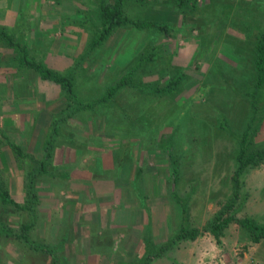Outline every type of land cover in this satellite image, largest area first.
Listing matches in <instances>:
<instances>
[{"label": "rangeland", "instance_id": "rangeland-1", "mask_svg": "<svg viewBox=\"0 0 264 264\" xmlns=\"http://www.w3.org/2000/svg\"><path fill=\"white\" fill-rule=\"evenodd\" d=\"M92 1L0 0V20H8L19 34L28 35L32 56L51 67H64L61 58L71 62L62 71L76 72L77 91L85 99L99 96L138 60L146 59L154 47L158 54L156 61H145L136 73L135 82L145 83V90L124 86L115 97L120 107L99 105L60 123L47 166L55 176L43 174L38 179L36 223L30 230L33 239L53 246L58 256L37 252L16 238L0 234L3 264H50L56 256L66 264H93L87 263L89 254L79 262L86 251L105 255L111 264H140L152 251L146 243L152 238V230L147 228L144 241H133V247L131 241L129 246L124 245L125 240L111 241L106 231L89 232L85 246L84 242L75 243V221L85 207V194L92 191L90 187L80 188L82 180L76 177L89 169L79 163L93 161L102 150L111 151L118 172L115 168L106 171L98 164L94 176L109 179L111 173L121 200L93 193L91 203L100 206V212H118L128 224L139 222V212L146 218L150 210L151 218L156 212L164 242L184 218L185 224L203 229L234 195L232 176L240 139L255 114L251 96L257 80L255 49L247 26L254 22L264 29V0H200V8L189 14L180 12L174 0H127L126 9L132 18L162 20L180 28L166 34L122 26L100 49L88 53L90 32L72 19L81 17L80 10L95 7ZM246 2L256 4L251 8ZM233 3L236 6L228 9ZM20 14L27 23L18 25ZM64 16L70 17L69 22H61ZM61 50L66 56H61ZM83 55V64L75 63ZM14 56L12 49L0 47V62H9ZM178 75L181 79L175 89L155 91ZM257 96L263 110L248 143L250 150L264 147V86ZM66 107L59 85L42 79L32 69L0 64V129L27 153L44 159L52 124ZM171 158L178 167L176 182ZM20 163L0 136V174L13 198L24 203L27 169ZM240 181L234 215L251 217L264 226V161L249 166ZM0 219L18 233L22 223L33 217L0 202ZM129 228L130 235L138 236L131 225ZM121 230L128 232L127 227ZM150 264H264V238L254 242L246 228L232 222L221 243L204 231L194 240H181Z\"/></svg>", "mask_w": 264, "mask_h": 264}, {"label": "trees", "instance_id": "trees-1", "mask_svg": "<svg viewBox=\"0 0 264 264\" xmlns=\"http://www.w3.org/2000/svg\"><path fill=\"white\" fill-rule=\"evenodd\" d=\"M92 2L96 3L95 7H90L84 10H80L81 17L72 19L73 22L82 25L90 32L89 39V51L95 49H100L105 42L114 34V32L122 26H131L136 29H156L162 31L166 34L171 33L175 28L179 29V26H176L173 23L166 21H160L157 19H147L144 17L132 18L126 9L127 0H93ZM200 0H174L175 6H177L180 12L189 14L197 11L200 8ZM251 8L255 6V2H246ZM263 4V3H262ZM235 3L232 4L231 8L234 7ZM236 6V5H235ZM264 6V4H263ZM18 25L27 23V19L24 17V14H20ZM68 16H64L63 20L69 22ZM252 20L254 16L251 17ZM254 21V20H253ZM248 38L253 41L255 49V60L254 67L256 71L257 80L255 83L256 90L259 91L264 86V29H262L258 24L254 22L247 26ZM0 47H5L12 49L15 53L14 58L3 63L1 65L12 66L19 70H34L42 79L50 80L55 84L59 85L63 96L67 100V107L62 111V116L54 121L52 124V130L46 139L44 145V159H37L34 155L27 153L23 147L17 142L11 140L9 136L0 129V136H3L7 144L13 150L16 158L21 162V166L26 170V199L24 203L16 201L10 190L7 182L3 179L0 174V202L5 205L7 208H13L14 210H23L28 212L33 219L31 221L22 223L20 232H15L4 220L0 219V234L5 235L6 237L16 238L24 245L28 246L32 250L47 252L49 254H55V249L53 246L48 244H41L37 240L33 239L30 230L35 226L36 223V208L39 203V192L37 190L38 179L43 175H53L48 171V163L53 157V147L55 141V134L59 133L60 123L65 119H68L71 116H74L80 111L94 110L96 106L101 105L106 108L108 106L120 107L115 103V97L120 88L124 86L139 87L142 90L145 83L141 82L137 84L135 82V76L139 69H141L142 64L145 61L151 62L156 61L158 54L156 53L157 47H154L146 59L138 60L133 67H131L121 78L116 80L112 84H108L106 88L100 93L99 96L94 99H85L80 96L76 88L77 75L76 72H73L71 69L68 71L58 70L47 65L45 62L37 60L34 56L31 55L30 49L28 47V35H21L15 30V26L9 25L0 20ZM85 61V56H81L80 59H76L75 63L83 64ZM80 64V65H81ZM172 68H176L172 64ZM166 65V64H165ZM169 68V69H172ZM181 79V76L172 77L169 83L165 87H157L156 92H170L175 89L176 84ZM254 91L251 96L253 98V107L255 114L251 117L246 130L244 131L240 139V151L236 156L237 167L232 176L234 182V195L232 198H229L222 208L208 221L204 226V230L198 227H192L191 225L185 224V218L182 221V225L179 226L174 233L169 237V241L155 244L152 239H147L146 243L152 251L147 252L140 262V264H150L153 259L156 257L162 256L166 253L169 248L175 247L181 240L186 239H196L203 234L204 231L210 232L217 240L218 243H221V237L224 235L225 229L232 222H237L240 226L246 228L252 235L254 242H259L264 238V226L259 224L255 219L251 217H236L233 213V210L236 206V202L239 199V194L241 192L242 182L240 177L244 171L249 166H257L264 161V147L250 150L249 144L251 139L255 135V130L258 127V117L260 111L263 110L261 103L257 101V91ZM259 114V115H258ZM263 115L261 116V118ZM261 122V121H260ZM173 166L174 159L171 158ZM26 164L28 166H26ZM174 176L175 182L178 177V167L177 164L174 166ZM173 194L177 199V192L174 190ZM183 211L187 215V208H183ZM186 217V216H185ZM58 256V255H57ZM55 257L50 264H66L60 260V258ZM0 264H3L0 260Z\"/></svg>", "mask_w": 264, "mask_h": 264}, {"label": "crops", "instance_id": "crops-1", "mask_svg": "<svg viewBox=\"0 0 264 264\" xmlns=\"http://www.w3.org/2000/svg\"><path fill=\"white\" fill-rule=\"evenodd\" d=\"M2 21V20H1ZM162 21V20H160ZM2 22H5L9 25H12V23H9L8 20H4ZM63 23H66L64 20L61 21ZM62 23V24H63ZM61 56H66L65 53L63 52V50H61ZM58 55L60 54L57 53ZM62 59V63L65 65L64 67H57V66H52L53 68H56L58 70H64L67 66L70 65V61L66 60L65 58H61ZM76 88H77V84H76ZM101 154L99 156H97V160L93 159V161H86V159L84 160V164L83 163H79V165H81V167H87L89 170L88 172H86L84 175L80 174L78 175L79 177L76 178H80L82 181L81 183H83V185H80L82 187H90V190L88 194H85V207L82 210V212L79 214V219L75 221V232H76V236H75V243H80V242H84L85 246V242H88L90 240L89 236V232L94 233V234H100L103 231H106L109 233V238L111 241H123L125 240L124 245L125 246H129V241H131V245L132 247L135 246V244L133 243V241L139 242V241H144L143 239L145 238L144 236V232L146 231V228L149 229L150 231L152 230V241L155 244H160L162 242H164L166 239L164 237H162L160 235V231L162 230V222L158 221V218H156V212L153 214V218H151V210L149 211V218L145 217L144 215H142L141 212H139L140 215V219L138 223H134V224H128L129 222H125L124 220L121 219V215L118 212H113L110 211L109 212H105L102 211L100 212L99 208L100 206H97L94 203H91V201L94 199V195L93 193H95V195L97 196H108V198H112L114 197V199H119L121 200V198H118L119 193H118V187L116 186V181L113 178V175L110 173L111 177L109 179H100L98 177H95L94 175H97L96 173H94L93 171H95L98 168V164H100V167L110 170L111 169H116L117 171V166L115 163V161L113 160V156L111 153V151L108 150H102L100 152ZM88 162V163H85ZM82 162V161H80ZM114 164V165H113ZM123 165L121 164L119 167H122ZM113 172V171H112ZM126 172V171H124ZM141 173V170L140 172ZM100 175V174H99ZM125 175H129V173L125 174ZM124 176V175H123ZM133 177V176H132ZM134 178V177H133ZM104 179V180H103ZM129 180H134V179H129ZM85 184V185H84ZM113 184V186H112ZM105 189H109V191L106 193V191H104ZM92 192V193H91ZM88 195V197H86ZM83 199V198H82ZM100 199V198H99ZM123 199V198H122ZM102 199H100L101 201ZM71 204V208H72V204L73 202L70 203ZM146 206V205H145ZM144 206V207H145ZM148 209V208H147ZM149 210V209H148ZM153 213V210H152ZM76 214V213H75ZM77 216V214H76ZM104 217L106 218V220L104 221ZM108 217V220H107ZM160 220V219H159ZM105 224V225H104ZM166 224V222H165ZM132 226L131 231L133 230V232H137L138 236H132L130 235L129 232V226ZM128 232H122L121 228H126ZM71 231V230H70ZM83 231V234H80L79 232ZM121 231V232H120ZM124 233V234H120V233ZM127 233V234H126ZM93 237H95L93 235ZM96 238V237H95ZM100 242V241H99ZM140 243V242H139ZM137 243V244H139ZM98 248H100V245L97 246ZM86 248V247H85ZM89 254V258L87 260V263H93V264H111V260H107L104 259L105 255H101V256H97L95 254H90L86 251V254L82 257H80V263H83V259L85 258L86 255ZM98 257V258H95ZM87 258V257H86Z\"/></svg>", "mask_w": 264, "mask_h": 264}]
</instances>
